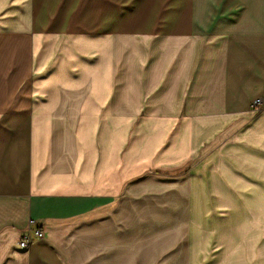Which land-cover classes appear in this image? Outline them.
Listing matches in <instances>:
<instances>
[{
  "label": "crops",
  "instance_id": "crops-1",
  "mask_svg": "<svg viewBox=\"0 0 264 264\" xmlns=\"http://www.w3.org/2000/svg\"><path fill=\"white\" fill-rule=\"evenodd\" d=\"M78 7L0 0V264H264V0Z\"/></svg>",
  "mask_w": 264,
  "mask_h": 264
},
{
  "label": "rangeland",
  "instance_id": "rangeland-1",
  "mask_svg": "<svg viewBox=\"0 0 264 264\" xmlns=\"http://www.w3.org/2000/svg\"><path fill=\"white\" fill-rule=\"evenodd\" d=\"M78 3L83 4V8L78 7L77 12L68 14V9H66L65 14L56 15V22H72L76 24L79 29H83L84 37L91 36V23H92V12H91V0H77ZM75 10V8H74ZM68 33V32H64ZM62 48H57L56 54L58 55ZM85 50H88V47H84ZM87 54L86 52L84 53ZM118 129V128H117Z\"/></svg>",
  "mask_w": 264,
  "mask_h": 264
},
{
  "label": "built area",
  "instance_id": "built-area-1",
  "mask_svg": "<svg viewBox=\"0 0 264 264\" xmlns=\"http://www.w3.org/2000/svg\"><path fill=\"white\" fill-rule=\"evenodd\" d=\"M259 103H260V99L253 100L252 103H251V107L258 108ZM34 235L36 237H42L43 236V231L40 230V229H36V230H34ZM30 240H31V235L30 234L27 235V236H24L23 238L20 239L19 246L21 248L27 247V245H28Z\"/></svg>",
  "mask_w": 264,
  "mask_h": 264
}]
</instances>
